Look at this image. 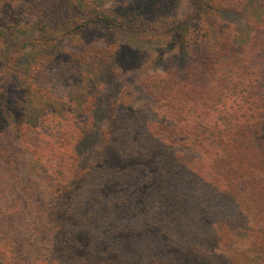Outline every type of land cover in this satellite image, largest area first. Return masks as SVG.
I'll list each match as a JSON object with an SVG mask.
<instances>
[{"label": "trees", "instance_id": "obj_1", "mask_svg": "<svg viewBox=\"0 0 264 264\" xmlns=\"http://www.w3.org/2000/svg\"><path fill=\"white\" fill-rule=\"evenodd\" d=\"M196 1L189 64L120 92L81 166L117 25L177 0H0V264H264V0L244 43L220 15L247 0Z\"/></svg>", "mask_w": 264, "mask_h": 264}, {"label": "rangeland", "instance_id": "obj_2", "mask_svg": "<svg viewBox=\"0 0 264 264\" xmlns=\"http://www.w3.org/2000/svg\"><path fill=\"white\" fill-rule=\"evenodd\" d=\"M115 1L120 2V0ZM96 2L104 10L115 5L114 0H96ZM258 3L259 0H247L243 11L220 15L222 20L235 26L240 42L244 43L250 37L248 34H250V26L255 20ZM196 8V0H177L176 14L168 21L150 24L148 27L140 29L133 27L136 24L130 27L124 22H120L117 25L118 42L122 51L109 69L103 98L100 100L95 114L94 127L80 146L81 166H87L97 160L102 145L103 131L109 123V105L120 92L130 90L132 106H138L139 103L146 101L145 93L141 90V80L146 75L176 70L189 64L191 54L185 49L182 39L176 37L172 32L175 27L183 25L194 15ZM66 30L61 29L62 32ZM35 37L40 41L35 40L34 46L21 50L24 56L31 57L45 46L41 42L40 35L35 34ZM22 83L23 81L17 79L15 84L19 87ZM27 97L29 102H38V99L30 93Z\"/></svg>", "mask_w": 264, "mask_h": 264}]
</instances>
